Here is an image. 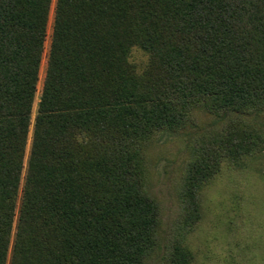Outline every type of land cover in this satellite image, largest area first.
Listing matches in <instances>:
<instances>
[{
	"label": "trees",
	"instance_id": "16d2710c",
	"mask_svg": "<svg viewBox=\"0 0 264 264\" xmlns=\"http://www.w3.org/2000/svg\"><path fill=\"white\" fill-rule=\"evenodd\" d=\"M196 107L264 109V0H0V264H150L160 215L141 146ZM261 143L235 120L198 149L192 220L219 160ZM192 260L176 241L162 264Z\"/></svg>",
	"mask_w": 264,
	"mask_h": 264
},
{
	"label": "rangeland",
	"instance_id": "374dc122",
	"mask_svg": "<svg viewBox=\"0 0 264 264\" xmlns=\"http://www.w3.org/2000/svg\"><path fill=\"white\" fill-rule=\"evenodd\" d=\"M53 10L54 3L48 19L33 118L46 70ZM235 120L259 130L262 143L238 160H219L217 171L197 188V212L192 220L193 200L183 196L189 165L200 147L204 144L211 147L214 136ZM31 140L32 128L25 161ZM141 147L145 190L157 202L160 215L158 243L148 259L150 264L165 263L176 241L190 251L192 264H264V109L235 116L212 114L196 107L184 129L156 132Z\"/></svg>",
	"mask_w": 264,
	"mask_h": 264
}]
</instances>
